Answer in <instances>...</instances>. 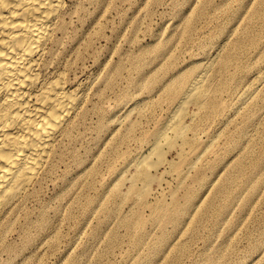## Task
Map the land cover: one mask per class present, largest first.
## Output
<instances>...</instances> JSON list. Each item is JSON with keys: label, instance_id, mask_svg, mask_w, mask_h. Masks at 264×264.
<instances>
[{"label": "rangeland", "instance_id": "rangeland-1", "mask_svg": "<svg viewBox=\"0 0 264 264\" xmlns=\"http://www.w3.org/2000/svg\"><path fill=\"white\" fill-rule=\"evenodd\" d=\"M64 11L54 70L88 112L0 229V264H264V0ZM184 76L202 92L158 158L182 99L169 86ZM140 155L155 164L148 182Z\"/></svg>", "mask_w": 264, "mask_h": 264}, {"label": "bare ground", "instance_id": "bare-ground-1", "mask_svg": "<svg viewBox=\"0 0 264 264\" xmlns=\"http://www.w3.org/2000/svg\"><path fill=\"white\" fill-rule=\"evenodd\" d=\"M67 1L0 0V229L41 186L61 158L60 143L88 112L81 89L54 70ZM188 79L169 86L170 93L182 95L181 103L152 143L150 155L161 156L159 141L171 144L169 133L184 138L178 116L186 101L198 102L202 92L200 79ZM148 158L140 155L134 171L146 182L155 165ZM116 187L122 190L121 183Z\"/></svg>", "mask_w": 264, "mask_h": 264}]
</instances>
